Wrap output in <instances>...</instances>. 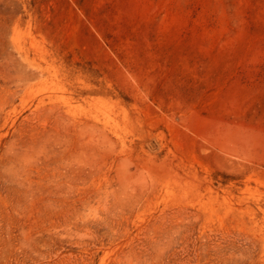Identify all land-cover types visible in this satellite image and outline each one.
Segmentation results:
<instances>
[{
	"label": "rangeland",
	"instance_id": "rangeland-1",
	"mask_svg": "<svg viewBox=\"0 0 264 264\" xmlns=\"http://www.w3.org/2000/svg\"><path fill=\"white\" fill-rule=\"evenodd\" d=\"M0 264H264V0H0Z\"/></svg>",
	"mask_w": 264,
	"mask_h": 264
},
{
	"label": "water",
	"instance_id": "water-1",
	"mask_svg": "<svg viewBox=\"0 0 264 264\" xmlns=\"http://www.w3.org/2000/svg\"><path fill=\"white\" fill-rule=\"evenodd\" d=\"M150 145L153 146L154 144L152 142H150Z\"/></svg>",
	"mask_w": 264,
	"mask_h": 264
}]
</instances>
